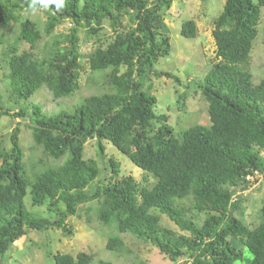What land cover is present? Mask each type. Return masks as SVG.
Returning a JSON list of instances; mask_svg holds the SVG:
<instances>
[{"label": "trees", "instance_id": "trees-1", "mask_svg": "<svg viewBox=\"0 0 264 264\" xmlns=\"http://www.w3.org/2000/svg\"><path fill=\"white\" fill-rule=\"evenodd\" d=\"M173 1L63 0L58 7L56 0L46 9L45 34L64 22L71 28L37 54L43 33L27 15L31 0H0V27L18 24L14 38L0 40V117L17 120L8 139L0 140V264L29 230L73 234L67 219L94 200L107 230L106 248L115 255L133 254L124 239L130 235L157 247L173 264H264V202L255 226L241 204L250 180L264 178V74L256 77L250 68L264 0H225L214 19L213 63L196 90L207 103L208 122L180 131L170 115L155 111L151 79L182 83L178 75L154 69L172 49L164 11ZM106 21L114 35L103 44L99 35ZM82 30L97 36L88 54V82L98 92L48 112L33 102L38 90L63 102L81 89ZM181 34L197 36L194 19L186 20ZM23 42L30 48L21 49ZM188 94L178 95L181 108ZM23 126L32 136L28 156ZM92 139L100 161L85 157ZM108 144L144 172L141 180L121 171L120 160L106 153ZM107 167L110 175L102 176ZM195 212L210 215L198 226ZM162 215L179 230L164 225ZM93 259L87 252L54 254L55 264Z\"/></svg>", "mask_w": 264, "mask_h": 264}, {"label": "rangeland", "instance_id": "rangeland-1", "mask_svg": "<svg viewBox=\"0 0 264 264\" xmlns=\"http://www.w3.org/2000/svg\"><path fill=\"white\" fill-rule=\"evenodd\" d=\"M224 2L225 0H175L169 9L164 11V21L167 24V33L171 39L172 49L168 56L159 58L154 65V69L172 72L180 77L182 83L178 85L173 79L165 76L157 77L153 75L151 79L153 93L158 99L155 111L170 115L172 124L178 131L189 128L195 122H208L204 109L207 103L200 93H196V90L198 89L197 85L204 81L211 63H213L215 56V42L212 35L214 19L223 11ZM262 11H264V8H262ZM27 15L43 33V39L40 41L38 49H35L37 54H41L53 39L62 38L71 28L70 22H64L50 34H45L44 26L48 19L46 9L43 7L32 9ZM189 19H194L197 25V36L194 38H188L181 34L183 24ZM17 29V23H13L11 28L0 27V40L14 38ZM258 29L259 32L254 41L250 59V68L256 77L264 74V12ZM113 35L109 21H106L104 29L99 35L103 39V44L108 43ZM79 36L81 39L80 51L83 55L80 62L84 67L80 78L81 89L72 97L64 98L63 102L53 100L47 89L38 90L33 96V102L41 103L48 112L59 110L62 106H70L80 97L98 92V89L88 82L90 72L88 54L98 45L97 36L87 37L83 30L80 31ZM3 47L4 45L0 43V57ZM29 48V43L23 42L21 44V49ZM3 72L4 69L1 67L0 62V78ZM186 85L187 87H185ZM2 87L0 82V90L5 92ZM184 90L189 91L185 109L177 103L178 95ZM16 122L17 120L14 121L6 115L0 117V140L8 139V134ZM21 143L25 154L28 156L32 136L31 131L25 126H23L21 132ZM96 151L95 140L92 139L87 142L85 157H95L100 161ZM106 153L120 160L121 171L126 174L132 173L138 180L143 178L144 172L112 144L107 145ZM261 154L264 156V151ZM105 164L108 165L107 158ZM109 172L107 167L102 176L110 175ZM250 182L252 186L245 187L242 191L241 204L245 207V218L250 219V224L255 226L260 220V210L264 202V178L259 175L258 178H252ZM99 205L100 203L97 200L83 204L80 206V216H70L67 219L66 223L74 229L73 234L66 235L61 229L57 228L41 231L29 230L21 240L14 243L2 264H55L54 254L57 252L70 253L74 256L80 252L92 253L94 259L90 264H101L99 259L110 260L112 264H137L138 259H143L148 264H173L157 247L130 235H125L124 239L129 248L132 249L133 254L115 255L108 250L106 248L107 230L97 219L96 210ZM88 207H91L89 212L87 211ZM41 209L45 211V207L42 206ZM209 215L205 212H195L193 215L195 223L201 226ZM162 221L167 227L179 230L166 215H162ZM234 243L237 244V241Z\"/></svg>", "mask_w": 264, "mask_h": 264}, {"label": "clouds", "instance_id": "clouds-1", "mask_svg": "<svg viewBox=\"0 0 264 264\" xmlns=\"http://www.w3.org/2000/svg\"><path fill=\"white\" fill-rule=\"evenodd\" d=\"M54 2H56V0H31L29 7L35 9L37 4H39L41 7L47 9L48 5L50 3H54ZM62 6H63V0H59L58 7H62ZM260 176H262V175H260ZM258 177H259V175L256 178H258ZM253 178H255V177H253Z\"/></svg>", "mask_w": 264, "mask_h": 264}, {"label": "built area", "instance_id": "built-area-1", "mask_svg": "<svg viewBox=\"0 0 264 264\" xmlns=\"http://www.w3.org/2000/svg\"><path fill=\"white\" fill-rule=\"evenodd\" d=\"M263 178V177H262Z\"/></svg>", "mask_w": 264, "mask_h": 264}]
</instances>
